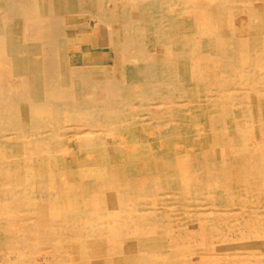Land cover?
I'll return each mask as SVG.
<instances>
[{
    "label": "bare ground",
    "instance_id": "bare-ground-1",
    "mask_svg": "<svg viewBox=\"0 0 264 264\" xmlns=\"http://www.w3.org/2000/svg\"><path fill=\"white\" fill-rule=\"evenodd\" d=\"M0 264H264V0H0Z\"/></svg>",
    "mask_w": 264,
    "mask_h": 264
},
{
    "label": "rangeland",
    "instance_id": "rangeland-1",
    "mask_svg": "<svg viewBox=\"0 0 264 264\" xmlns=\"http://www.w3.org/2000/svg\"><path fill=\"white\" fill-rule=\"evenodd\" d=\"M94 40V39H93ZM92 40V41H93ZM79 42H82V43H85V41L83 42V40H80ZM87 42V41H86ZM90 46H88L87 44L85 45V49H86V51L84 52V53H88L89 52V48ZM68 124L70 125V124H75V122H72V121H70V122H68ZM82 125H84V123L83 122H76V128H85V126H82ZM48 128L49 127H44V130H48ZM168 202H171V200H167ZM172 203V202H171ZM202 203H200V204H197V207H195V210H197V211H199V210H203V209H201V208H203V207H201L202 205H201ZM249 205H251V204H249ZM172 206V205H171ZM170 206V207H171ZM244 212L246 211V212H248L250 209H249V207H248V204L247 205H245V207H244ZM156 213H158V211L156 210L155 211ZM245 212V213H246ZM142 213V212H141ZM205 212H198L197 214L198 215H202V214H204ZM227 237L228 238H230L231 240H235V237H237V233L234 231V230H232L231 232H229V234H227Z\"/></svg>",
    "mask_w": 264,
    "mask_h": 264
}]
</instances>
